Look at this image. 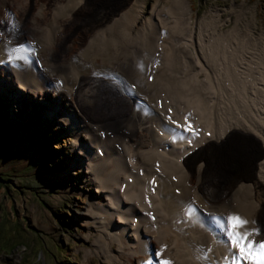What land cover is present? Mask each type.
I'll list each match as a JSON object with an SVG mask.
<instances>
[{
  "label": "bare ground",
  "instance_id": "6f19581e",
  "mask_svg": "<svg viewBox=\"0 0 264 264\" xmlns=\"http://www.w3.org/2000/svg\"><path fill=\"white\" fill-rule=\"evenodd\" d=\"M87 1L0 0V99L22 126L15 148L36 159L46 132L26 142L45 122L57 140L47 149L70 139V157L44 180L63 196L73 174L88 179L83 264H224L217 218L232 215L264 239V53L236 26L198 29L188 0L148 11L147 0H124L109 23L84 25ZM20 44L35 54L9 63L6 46Z\"/></svg>",
  "mask_w": 264,
  "mask_h": 264
},
{
  "label": "rangeland",
  "instance_id": "374dc122",
  "mask_svg": "<svg viewBox=\"0 0 264 264\" xmlns=\"http://www.w3.org/2000/svg\"><path fill=\"white\" fill-rule=\"evenodd\" d=\"M123 1L88 0L81 24L105 20V24L109 23L107 14ZM154 1H146V11ZM188 1L198 29L212 26L213 30L229 33L236 26L235 32L251 37L252 44L264 53V0ZM204 22L206 26L202 25ZM13 109L16 108L12 101L0 99V264H83L89 244L84 241L86 231L78 228V223L84 222L80 214L85 204L78 193L86 187L88 179L84 173L79 177L73 174L65 185L67 193L62 196L61 184H49L43 178L45 172L61 170L63 161L69 160L70 137L66 143L62 142L65 145L50 151L47 147L57 140H51V127L45 122L39 123V130L26 145L34 143L44 131L47 137L34 154L38 157L29 162L28 148H15L22 126L8 116ZM234 150H238L239 155L244 151V158L253 157L252 150L240 139ZM233 164L236 165L223 168L224 181L231 179L229 175L240 163ZM72 189L74 197L70 193ZM94 190L96 186L91 192ZM98 261L96 259L94 264H100Z\"/></svg>",
  "mask_w": 264,
  "mask_h": 264
},
{
  "label": "snow or ice",
  "instance_id": "6c2138e0",
  "mask_svg": "<svg viewBox=\"0 0 264 264\" xmlns=\"http://www.w3.org/2000/svg\"><path fill=\"white\" fill-rule=\"evenodd\" d=\"M10 43L8 41L6 45H10ZM35 51L34 45L31 44H20L17 47L6 46L5 48L7 61L13 64L18 61L27 63L30 55H34ZM185 131L195 134L191 124L185 127ZM194 211L195 209L189 206L188 214L192 215ZM217 219L222 221V226L226 229V236L228 237L229 254L223 258L224 264H264V239L257 240V237L261 235V231L260 229H249L248 227L250 223L254 222H249L238 215L227 218L218 217ZM155 255L158 257L160 253L157 252ZM145 264H153V261H146ZM158 264H171V262L160 260Z\"/></svg>",
  "mask_w": 264,
  "mask_h": 264
}]
</instances>
